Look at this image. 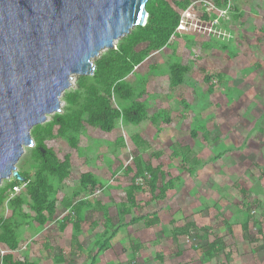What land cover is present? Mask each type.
<instances>
[{
  "label": "rangeland",
  "instance_id": "rangeland-1",
  "mask_svg": "<svg viewBox=\"0 0 264 264\" xmlns=\"http://www.w3.org/2000/svg\"><path fill=\"white\" fill-rule=\"evenodd\" d=\"M166 1L183 27L127 77L133 99H111L121 111L141 102L146 117L139 124L119 118L111 132L90 125L87 115L78 131L60 135L55 127L46 144L60 160L70 156L71 167L64 181L49 176L54 214L44 225L36 221L24 181L0 207L20 242L16 251L2 243L0 249L15 261L108 264L106 249L139 243L141 256L133 252L128 264H264V0H227L221 6L214 0ZM175 63L188 67L177 86L171 74ZM79 77L67 92L78 89ZM63 95L60 114L69 106ZM185 146L188 158L177 150ZM33 148L25 147L18 171H37ZM137 157L144 166L161 168L163 191L149 190L148 173L136 176ZM84 173L98 181L96 187L82 186ZM132 185L145 187L135 190L134 206L128 195ZM17 197L22 203H13ZM78 201L87 202L80 216L73 207ZM125 208L131 212L123 216ZM188 224H195V238L174 230Z\"/></svg>",
  "mask_w": 264,
  "mask_h": 264
},
{
  "label": "water",
  "instance_id": "water-1",
  "mask_svg": "<svg viewBox=\"0 0 264 264\" xmlns=\"http://www.w3.org/2000/svg\"><path fill=\"white\" fill-rule=\"evenodd\" d=\"M149 0H0V186L25 178L16 164L33 127L61 111L75 75L147 22ZM44 153L45 150L41 148Z\"/></svg>",
  "mask_w": 264,
  "mask_h": 264
},
{
  "label": "trees",
  "instance_id": "trees-1",
  "mask_svg": "<svg viewBox=\"0 0 264 264\" xmlns=\"http://www.w3.org/2000/svg\"><path fill=\"white\" fill-rule=\"evenodd\" d=\"M187 3L189 0H185ZM217 5L221 6L227 0H214ZM178 4V3H177ZM182 8L185 4H178ZM148 11L147 22L144 26H136L131 32L122 37L117 48L109 49L105 54L94 60L96 68L92 76H80L78 80V89L65 92L64 99L69 104L64 113H57L51 121L44 124H39L32 129V135L36 141V145L32 150L33 158L38 162V169L34 175L29 172H20L25 178L27 184V192L33 201V210L36 213V221L44 225L48 222L56 206L51 201V196L54 193V187L49 181V176H55L60 181H64L71 167L70 156H66L65 160H60L54 151L46 144L48 138H53L55 127L58 126L57 134L65 135L67 131H78L83 123V116L87 115V121L90 125L101 128L103 131L111 132L115 126V120L124 118L132 124H139L146 117L145 106L139 101H132L131 105L124 109H114L111 105V99L117 95L122 100H132L134 96L131 85L127 82V77L138 67L146 58V56L154 51L165 47L180 25L181 15L179 12L166 0H149L146 5ZM142 43H147L145 49L138 50V46ZM188 71V67L175 63L171 66L172 84L177 86L183 82V76ZM70 143L76 147V140L71 137ZM41 148L45 150L43 153ZM187 152V157L190 154V147L185 146L177 148V150ZM136 176H142L148 173L151 181L148 182L149 190L163 191V188L158 189L162 176L160 167L151 165L144 166L141 159H135ZM128 171L134 172L128 168ZM161 174V175H160ZM82 186L91 185L93 188L97 186L98 181L89 173L82 175ZM21 181L13 179L10 183L0 186V207L2 206L7 195L14 186L21 184ZM144 186L132 185L129 188V203L135 205V190L143 189ZM13 203L20 204L22 200L17 197ZM85 201H78L73 205L77 216H80ZM129 207V206H128ZM130 208H125L121 213L123 216L130 213ZM157 218L148 221V225H154ZM80 223L75 226L79 229ZM65 225H62L64 229ZM195 224H188L184 227H175V231L180 234L188 235L192 238L196 234L192 233ZM0 243L4 244L8 250L16 251L20 242L13 223L10 219L4 220L0 215ZM244 228H248L245 225ZM202 238V237H201ZM216 242V243H215ZM209 244L210 249H215L218 241ZM3 264H31L15 261L12 253H8L3 258Z\"/></svg>",
  "mask_w": 264,
  "mask_h": 264
},
{
  "label": "crops",
  "instance_id": "crops-1",
  "mask_svg": "<svg viewBox=\"0 0 264 264\" xmlns=\"http://www.w3.org/2000/svg\"><path fill=\"white\" fill-rule=\"evenodd\" d=\"M152 238H153V240H155V239H158L159 240V237H155L154 236ZM138 244L139 243H137V246L132 245L131 247H127V248H123V249H116V251L114 250V248L106 249L103 254H105L106 256H108V264L109 263L110 264L111 263L112 264L113 263L114 264H128V261L127 260H129V258H131L132 256H134L133 255V252L137 251V256L142 252L143 249L142 248L140 249L138 247ZM120 246L122 247V244L121 243H120ZM139 246H141V245H139ZM145 251H146V249H145ZM140 256H141V254H140ZM142 261H143V258H142ZM30 262H32V261H30ZM258 263L259 262H257V264ZM32 264H37V263H34L33 262ZM83 264H85V263H83ZM104 264H106V263H104Z\"/></svg>",
  "mask_w": 264,
  "mask_h": 264
},
{
  "label": "built area",
  "instance_id": "built-area-1",
  "mask_svg": "<svg viewBox=\"0 0 264 264\" xmlns=\"http://www.w3.org/2000/svg\"><path fill=\"white\" fill-rule=\"evenodd\" d=\"M182 24H183V21L181 20V21H180V25H179V27L181 26L180 28L183 27ZM19 191H20V189H19V185L14 186L13 189H12V194H11V196L9 197V201H11L12 198L14 197V195L17 194ZM8 253H9L8 250H6V249H4V248H1V249H0V264H3V258H4L5 255L8 254Z\"/></svg>",
  "mask_w": 264,
  "mask_h": 264
}]
</instances>
